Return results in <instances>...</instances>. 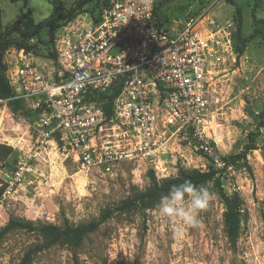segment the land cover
I'll return each mask as SVG.
<instances>
[{"label": "rangeland", "instance_id": "obj_1", "mask_svg": "<svg viewBox=\"0 0 264 264\" xmlns=\"http://www.w3.org/2000/svg\"><path fill=\"white\" fill-rule=\"evenodd\" d=\"M58 1L65 9H70L74 3V0ZM236 1L242 10V35L246 38L253 32V1ZM52 2L29 0L25 6L23 2L0 1L2 29L19 26L24 16L41 24L51 15ZM99 4L98 0L85 4L76 18L83 17L87 22L94 20ZM162 12L174 28L204 15L202 28H210L211 22L216 25L234 22L237 29L234 9L225 0H172ZM257 17L264 19V0ZM71 21L60 20L58 12L52 26L48 23L41 26L40 39L28 41L32 47L30 52L39 65L57 69L51 56L55 53L54 39ZM12 39L15 42L23 40L19 28ZM234 48L235 62L217 68L210 88L219 105L208 130L222 156L232 164L229 178L222 181L223 190L228 195L238 194L242 201L241 228L236 244L232 245L227 238L223 222L225 205L210 183L207 186L213 196L208 207L200 213L198 227L181 225L177 230L159 214L157 207L146 212L115 214L88 235L80 248L53 246L36 255L34 264H264V39L258 36ZM5 61H10V54L5 56ZM0 112L6 123L8 121L6 138L10 142L25 136V139L32 137L31 145L35 143L38 135L33 125L38 120L35 116H17L9 106L5 109L0 106ZM196 155L192 154V166L200 170L203 164L210 167ZM17 160V154H13L0 166V178L13 171ZM27 163L30 172L14 201L10 202L7 222L0 230L11 219L60 227L65 221L71 225L98 221L104 209L117 206L134 189L144 190L150 183L147 164L122 163L112 172L87 171L75 162L73 154L56 148L54 143ZM229 183L237 188L235 192L229 193ZM40 241L36 232L10 231L0 241V264H20L25 253Z\"/></svg>", "mask_w": 264, "mask_h": 264}, {"label": "built area", "instance_id": "obj_2", "mask_svg": "<svg viewBox=\"0 0 264 264\" xmlns=\"http://www.w3.org/2000/svg\"><path fill=\"white\" fill-rule=\"evenodd\" d=\"M157 1L106 0L94 20L77 17L54 40L57 69L39 65L24 50L7 51L14 99L40 114L31 145L29 131L30 139L6 138L9 124L0 112V144L18 153L13 171L0 178V227L30 172L27 162L51 143L87 171L141 162L163 180L180 168L199 169L192 166L195 153L222 181L229 178L232 164L208 129L219 105L210 92L216 70L236 59L235 23L202 28L203 15L179 28H159ZM114 88L107 113V101L99 98ZM0 106L7 108L8 100L0 99ZM230 185L229 193L235 192Z\"/></svg>", "mask_w": 264, "mask_h": 264}, {"label": "trees", "instance_id": "obj_3", "mask_svg": "<svg viewBox=\"0 0 264 264\" xmlns=\"http://www.w3.org/2000/svg\"><path fill=\"white\" fill-rule=\"evenodd\" d=\"M0 1H10L12 3L23 2L25 6L29 0H0ZM95 0H74V3L70 9H65L62 7L61 2L58 0H53L52 6L53 10L51 15L41 24H36L34 19L29 16H24V21L19 22L18 25H13L5 30L1 27V9H0V99L8 100V106L11 111L19 116V114H27L35 116L39 119L40 111H33L28 109L22 100L14 99L15 93L10 85L7 78V64L5 61V56L7 51L12 48L17 50H24L26 53H31L32 47L30 46L31 40L40 39L39 30L42 25L48 23L52 26L55 16L60 12V20H75L76 15H78L82 7ZM99 1V10L105 5L106 0ZM172 0H159L156 3L154 9V20L159 28L169 29L173 26V23L164 16L162 10L163 8ZM253 5L251 8V19L253 32L250 36L244 38L242 35V25L243 17L240 5L236 0H225V2L232 6L235 13V19L237 24V31L235 33V47L238 48L239 44L242 46L246 43L254 40L258 36L264 39V19L257 17L258 11L262 8V0H252ZM97 21V19H96ZM72 22V21H71ZM70 23V22H69ZM23 34V40L21 42H15L12 39V35L17 31V29ZM55 40V39H54ZM55 49V44H54ZM53 59L57 61L56 51L51 54ZM117 94V89L114 88L110 91L108 95H102L99 99L106 100L105 110L110 113L111 105L114 97ZM36 122V121H35ZM58 138L60 137L57 134ZM13 154L18 153L13 150V148L0 144V163L4 164ZM239 159L240 156H236ZM226 160V158H225ZM229 162L228 160H226ZM230 163V162H229ZM217 170L212 166L209 167L208 171H202L199 169H184L180 168L177 175L172 178L158 180L152 170L148 172V178L150 183L148 187L144 190L134 189L129 197L120 202L115 207L106 208L101 212L98 221H91L87 224L71 225L68 221H65L62 227L54 224H40L36 225L30 221H21L11 219L7 225L0 230V241L3 237L12 230H24L27 232H36L41 241L30 248L23 256L20 264H34V257L39 253H42L53 246H67L70 248H80L83 241L88 235L96 232L102 224L107 222L115 214H125L130 212H146L148 210H153L157 207V204L162 195H166L172 185H179L185 180H190L193 184L208 185L213 184L214 188L218 190L220 198L225 205L224 213V228L229 242L235 245L240 234L241 228V207L242 201L238 194L228 195L223 190L222 180L220 176H217ZM2 190L0 191V193Z\"/></svg>", "mask_w": 264, "mask_h": 264}, {"label": "clouds", "instance_id": "obj_4", "mask_svg": "<svg viewBox=\"0 0 264 264\" xmlns=\"http://www.w3.org/2000/svg\"><path fill=\"white\" fill-rule=\"evenodd\" d=\"M213 193L206 185H195L185 180L179 185H172L166 195H162L157 204L159 214L174 226L188 225L198 227L200 213L209 205Z\"/></svg>", "mask_w": 264, "mask_h": 264}]
</instances>
